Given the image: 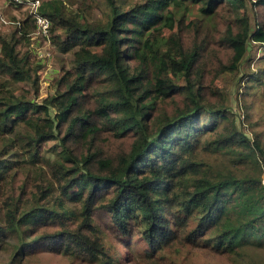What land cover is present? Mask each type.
<instances>
[{"label": "trees", "instance_id": "obj_1", "mask_svg": "<svg viewBox=\"0 0 264 264\" xmlns=\"http://www.w3.org/2000/svg\"><path fill=\"white\" fill-rule=\"evenodd\" d=\"M40 1L71 67L39 101L47 61L36 60L34 15L16 7L24 16L0 35V248H16L11 264L44 250L177 264L183 251L231 259L261 246L264 132L245 96L264 67L241 84L244 132L218 82L264 46V0ZM132 242L145 246L137 259Z\"/></svg>", "mask_w": 264, "mask_h": 264}, {"label": "rangeland", "instance_id": "obj_2", "mask_svg": "<svg viewBox=\"0 0 264 264\" xmlns=\"http://www.w3.org/2000/svg\"><path fill=\"white\" fill-rule=\"evenodd\" d=\"M84 0H76L78 5L75 8L79 7ZM103 3L104 0H99ZM132 2L136 0H130ZM193 11H198L194 9ZM251 12V11H250ZM25 11L20 10L13 5H11L7 0H0V35L2 37L9 36L11 31L15 28L16 20H20L24 16ZM96 17H101V12L99 9L95 11ZM6 22V23H5ZM38 47L39 45L36 44ZM43 46V45H42ZM1 48V45H0ZM36 48V47H34ZM42 51L46 50V47H42ZM35 55L37 50L34 49ZM53 53V57L50 56V59L47 61L46 65L40 72L41 77V91L39 101H42L47 95L51 94V82L55 79L57 74L59 73L62 64L66 63L68 67H71V58L70 56L62 55L57 50L56 47L51 49ZM249 55L242 63V66L238 70L236 74L228 75L224 77V79L218 82L219 86H224L225 92L229 98V110L228 114L235 115L237 118V124L243 132L244 129L248 128L247 125L243 124V111L241 105L243 104V95L240 94L242 92L241 84H245L248 79L250 73L253 71L252 68L258 66L259 68L264 67V46L259 44H251L248 47ZM254 58L252 62L251 57ZM36 60L41 61L39 56L36 55ZM42 62V61H41ZM257 65V66H256ZM7 79L6 76L0 74V86L3 81ZM1 89V88H0ZM14 93L20 95L23 93L22 85L18 84L16 86H12ZM240 94V96H239ZM246 103L250 105V121L252 123H257V129L264 132V78L263 84L256 83L251 88L250 93L246 96ZM209 117L206 116L203 118L202 122L205 123L209 121ZM245 120V119H244ZM250 137L251 134L245 132ZM52 153L49 152L48 156H52ZM239 169H245L244 166H236ZM132 249L134 257L137 259V252L141 249H144L141 243L132 242ZM16 248L14 247H2L0 248V264H11V260L13 257ZM241 256H232L231 259L225 257H209L204 256L197 253H189L188 251H183L180 257H178L177 264H264V242L261 246H249L248 248L242 250L240 252ZM21 264H88L86 262H81L78 259H69L64 255L54 252V251H38L28 253L21 258Z\"/></svg>", "mask_w": 264, "mask_h": 264}, {"label": "built area", "instance_id": "obj_3", "mask_svg": "<svg viewBox=\"0 0 264 264\" xmlns=\"http://www.w3.org/2000/svg\"><path fill=\"white\" fill-rule=\"evenodd\" d=\"M16 7L23 6L25 10L30 11L35 17L36 32L32 34V37L36 39L34 49L37 50L36 55L39 56L41 61H48L50 56L53 57V53L50 51L52 47L51 41V21L46 16L40 13V0H10ZM1 21V17H0ZM3 21V19H2ZM6 23V22H5ZM39 45L38 47L36 46ZM43 45V46H42ZM42 47H46L45 51H42Z\"/></svg>", "mask_w": 264, "mask_h": 264}]
</instances>
